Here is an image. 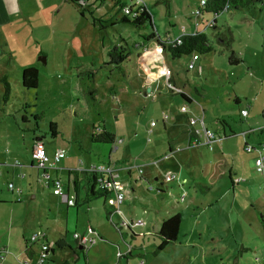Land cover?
<instances>
[{
  "label": "rangeland",
  "instance_id": "374dc122",
  "mask_svg": "<svg viewBox=\"0 0 264 264\" xmlns=\"http://www.w3.org/2000/svg\"><path fill=\"white\" fill-rule=\"evenodd\" d=\"M20 1V14L0 26V200L8 201L0 205V249L7 245L8 251L0 264H37L43 239L33 242V259L23 252L26 239L37 232L46 233L49 240L63 238L68 243L64 249L56 248L50 259L85 264L74 234L82 235L92 221L104 229L107 242L103 245L108 249L101 241L92 246L87 252L91 264H264V176L256 172L255 160L243 150L244 140L240 137L241 132H248L249 145L262 149L264 154V90H260L264 85V6L221 13L216 18L217 30H206L198 20L214 48L211 53L199 54L197 64L205 69L201 75L188 70L190 56L172 59L164 53L166 64L174 70L175 85L183 87L181 92H190L194 99L187 112L189 119L200 117L198 107H203L205 124L211 131H233L236 136L229 139L238 140V152L225 158L229 163L235 158L239 165L247 161L246 174L240 171L235 175L234 171L232 179L218 161L213 164L206 154L197 165V186L184 184L181 190L175 183L156 181L148 167L139 182L137 172H132V178L121 172L119 180L127 192L121 210L127 220H142L152 236L164 220L175 214L180 215L181 226L176 242L164 250L157 251L158 237L146 236L144 245L140 243L143 250L134 249L135 257L129 255V260L119 261L115 244L119 243L126 255L132 241L121 226L124 218L115 212L112 224L105 212L97 215L103 199L96 201L89 214V206L84 205V186L77 206L68 208L53 192L56 180H60L64 192L68 190L67 170L58 169L59 178L55 169L50 170L51 184L46 187L42 171L32 167L31 148L36 137L42 138L52 159L57 147H70L59 166L71 169L77 168L80 160L92 166L113 163L122 168L127 164L152 165L150 162L163 157L176 136L175 130L165 127L163 114L169 117L167 125L172 124L178 108L187 103L180 94L165 90L163 82L156 100L143 96L147 76L136 58L141 49L135 47L153 32L162 40H176L184 33L182 26L195 29L192 13L199 0ZM131 3L149 11L152 28L144 25L138 29L122 22L124 8ZM213 19L208 14L203 21ZM229 33L233 42L227 49L222 40ZM114 46L131 48L129 59L119 69L108 64L107 52ZM233 52L242 60L238 65L229 63ZM41 57H45V63ZM27 67L39 72L36 90L22 86L21 73ZM3 77L11 89L7 100ZM242 107L248 108L247 119L240 118ZM152 122L157 126L149 135ZM50 123L57 126L55 138ZM93 128H101L123 143L114 151L113 144L94 142ZM10 183L14 191L9 189ZM20 189L23 195L18 201ZM70 189L71 197L76 198L72 182ZM9 217L14 221L11 227ZM146 226L133 228L149 235ZM118 229L128 234L126 243ZM138 244L133 246L140 247Z\"/></svg>",
  "mask_w": 264,
  "mask_h": 264
},
{
  "label": "crops",
  "instance_id": "0c3cea01",
  "mask_svg": "<svg viewBox=\"0 0 264 264\" xmlns=\"http://www.w3.org/2000/svg\"><path fill=\"white\" fill-rule=\"evenodd\" d=\"M19 3L22 4V1H20V0H0V26L6 25V23H9L11 21V17L12 16H16V15H19L20 14V13L17 12L20 9V8H18L19 7ZM182 27H183L182 30L184 32L183 34H194L196 31H198V32H204V31H201V28L200 27H196V26H195V29H193V30L192 29H188L185 26H182ZM168 39H171V37L168 38ZM157 45L158 44L156 42H148L146 39H143V41L141 43L137 44V46H136V49H141V51H139L137 53L136 58L138 59V61H140L142 63L141 64V65H143L142 68L144 69V71L146 73V76H147L146 77V80H145L146 88L144 90V93H143L144 95L143 96H145L147 98L152 97L154 100L157 99V96L159 95V91H160V89L162 87V85H161L162 83H160V82H163V88L165 90H168V88L166 87L165 77H163L162 76V73H161V67H162L163 64H159L158 62H156V53H157L156 51L158 50L157 49L158 48ZM145 48H146V50H145ZM162 56H163L164 63L166 64V59H165L164 53H162ZM1 59H3V58H1ZM190 60H191V56L189 57V62H190ZM199 60H200V57L195 62V68L193 69V71H196L199 75H201V74L204 73V70L205 69L203 68L202 65L197 64V62H199ZM0 61H2V60H0ZM240 61L242 62L241 59H240ZM189 62H188V64H189ZM168 67L172 70V76H171V78H170L169 81L171 82V84L175 85L176 82L174 80V70L170 66H168ZM176 88H177V91H181V88H183V87H181V86H178L177 87L176 86ZM184 90L185 89H183V93H185ZM260 90L261 91L264 90V85H262L260 87ZM129 91H131V90H129ZM171 93L172 94H176V93H173V92H171ZM189 93H187V91H186L185 94L188 96V98H190V101H191L190 104L187 103L186 105H182V108H178V110H177L178 111V114L176 115V117L173 120L172 124L167 125V122L169 121V117L167 116L168 118L166 120H164L165 114H163L162 120L164 122L165 127L166 128L169 127V129L175 130L174 132L176 133V136L169 142L168 152L164 153L165 154L164 156H168V157L166 159H164L163 157L158 158V159H155L152 162H150L152 165H150V164L142 165L143 173H142L141 176H139L138 173H137V181L136 182H139L141 180V178H142V176L144 174V169L146 167H148L150 169L151 175L153 177L156 176V178H157L156 181L162 179L164 182H166L165 181V177L167 175H175V176H179L180 179L175 180L172 183H175L176 186L179 189H180V184L181 183L183 184V188H184V184L190 185V186H197V184L195 183V180H196V177H199V176L198 175H195L196 174V169H197L198 163L201 161V158H205V154L206 155H210V157L208 156V160L210 158L212 159V161L214 160V163L213 164H216V162L218 161V164H220L223 169H225V170L228 171V173L230 174V177L232 179H233L232 176H233L234 171H235V173H234L235 175H238L240 171L243 174H246L245 169H248V165H246L247 164V161H245L244 163H241V165H239V164H237V161H236L235 158H233V161H231V163H229L230 161L227 160V158H225L226 154H231L234 157L235 154L238 152V145H239L238 144V140L229 139L230 138L229 136H231V135L227 131H225V128H224L225 136H227L229 138H226V139L222 140L221 142L214 143L212 150H210L205 145H196L197 136L195 135V133L201 131L200 127L201 128H203V127L199 123H197L195 126L191 127L190 124H189V120H203L204 121V124H205L206 123L205 122V109L203 107H198V109L200 110L201 116L198 117V118H191V119H189V116L187 115L188 114L187 112L190 111V105H192L194 103V99L191 96V94H189ZM131 94L132 95H135L132 91H131ZM235 101L241 107V105H240L241 102L239 101V99H235ZM241 110H247L248 111V108L247 107H242ZM263 115H264V113H263ZM248 117H249V111H248V116L246 118H243V117H240V118L241 119H247ZM156 126L157 125L155 124V126L152 129H150L151 132L149 131V135L153 133V129ZM205 127L208 130H210L209 127L206 126V124H205ZM229 128L232 131L231 126H229ZM103 133L104 134L107 133V134H109L110 136H112L114 138V143H113V145H114V151L117 150V147H118L117 145L118 144L121 145L123 143V141H121V140H119V141H121V143H118L119 141L116 140V137H114L113 135H111V133H108L106 131H102L101 128H99V129L93 128L92 133H91V139H92V136L93 135H95V134H99L100 135V134H103ZM242 133H246V142L249 144V141H248V139H249L248 132H241V134ZM233 134H234V136H236L234 132H233ZM234 136H232V137H234ZM240 137H242V136H240ZM36 141H42L43 142V139L40 138V137H36ZM149 141H150V139H148V142ZM34 142H35V139H34ZM34 142H33V145H34ZM33 145H32V148H33ZM250 146H252V145H250ZM252 147L255 148V146H252ZM32 148H31V150H32ZM70 149L71 148L68 147L67 150L70 151ZM257 149H259V150L262 151V149H260V148H257ZM59 150L65 151L66 155L62 159V160H64L67 157V150L64 149V148L57 147L54 151H52L53 152V155L52 154L51 155L54 156L55 152H57ZM46 153H47V150H46ZM216 154H219V156L217 158H215L216 157ZM251 154H252L251 157L253 158V160H255L256 159V154L255 153H251ZM47 155H48V153H47ZM49 158H51V156H49ZM216 159H219V160H216ZM62 160H61V162H62ZM156 161H159V162L156 163V164H154L153 162H156ZM61 162H59L56 165L57 167L54 166V168H51V169H48L47 170V172L49 174V179L48 180L45 179L46 180V183H45L46 184V187H48L49 184H51L50 180L52 179V175L50 173V170H52V169H55V171H56L55 172L56 173V177L59 178L60 177V174H59V171L60 170L57 171L58 169L67 170V173H69V172L75 171V170L76 171L77 170L78 171H81V170H84L85 167L92 166L90 163H86V161L80 160L79 161V166L77 168L71 169V168L60 167L59 164ZM163 162L165 163V165H164V167H161L160 168V165ZM155 165H158V166H155ZM208 165H210L209 162H208ZM1 166L2 165L0 164V167ZM107 166H111V167H114V168L118 169L119 170V172H118V175L119 176H120V173L121 172H125V173H127V175L129 177L132 178V174H133L132 172L133 171L134 172H137L135 169H132L130 172L127 171L128 166H131V164L123 165L122 168H118L113 163H109L105 167H107ZM32 167L36 168L33 165H32ZM254 167H255V163H254ZM37 170L40 171L39 169H37ZM197 172H203V171L197 170ZM81 176L82 175H80V174H78L77 176H75V178H78L77 179V181H78V187H75V183H74V180H73L74 178H72L69 175H68V186H69L68 187V190L66 192H64V190L61 187L62 192L65 193V194H68V196H69L70 199H73V200L77 199L78 200L79 195H80V193H79L80 192V188L82 186H84V190L86 192V189H85L86 182H85L84 178L81 177ZM119 176L116 179L118 182H120ZM245 176H247V175H245ZM237 178H239V177H237ZM40 181H42V179H38V182H40ZM56 181H59L60 182V180H56ZM56 181H54L53 185L55 184ZM71 182H72L73 188L75 190V197L76 198H72L71 197V194H70ZM47 183H49V184H47ZM9 185H12L13 186L12 189H10V188L9 189L11 191H14L15 190L14 185L11 184V183ZM199 185L201 186L202 184H199ZM60 186H61V183H60ZM152 189H153V186H150V190H152ZM123 192L125 194V199H126L127 192H126V190H123ZM17 193H18V195H20V197L18 199V201H20L21 200V195H23L21 189L20 190H17ZM56 196H58V195H56ZM58 197L61 199L60 196H58ZM85 197H86V193H85L84 199H85ZM32 198H35V197H32ZM60 199H58V200L60 201ZM99 199H103V206L102 207L100 206L101 209L99 210V212H98L97 215L103 216L102 214H103V212H105L107 221L108 222H111L112 224H114L112 222L113 221V214H111L110 216H107L106 211H105V206L108 205L107 204L108 203L107 200L104 199V198H99ZM97 200L98 199L93 200V201L90 202L89 205H86L87 207L89 206L88 207V210H87L89 214H90V212L91 213L93 212L94 207L98 203V202H96ZM61 201H62V203H64L62 199H61ZM7 203H8V201H6V200H0V205L1 204H7ZM8 207L10 209V212L13 213V209L11 208V206H8ZM1 209H0V215H3L2 214L3 213L2 212L3 210H1ZM120 210H121V208H120ZM79 215H80V213H79ZM9 216H11V215H9ZM120 216L124 218L123 220H127V218L124 217L122 210H121V215ZM2 217L5 219L4 216H2ZM132 220H134V219H131V221ZM9 221L10 222L8 223L9 224L8 226L11 227V225L14 224L13 218L12 217H9ZM100 225L101 224H95L93 221H92V223L89 222V226L87 227L86 231H84L83 234L84 235H87V236H91L93 238H96L97 241L95 242V244L98 241H101L102 247H105L106 249H108L107 246H104L103 245V243L107 242V239L105 237L106 235L103 233V230L104 229H102V227H100ZM146 225L147 224L144 223V226H146ZM146 230H147V234H150V232H148L149 231L148 226H146ZM156 230H158V229H156ZM133 231L135 232L136 230H133ZM158 231H156V232H158ZM42 233L43 232H37L34 235H38L39 236L38 240L40 242H41V239H43V242H48V243L53 244V248H55V250H56V248L64 249L68 245V243L63 238L49 240L48 239L49 236L46 233H43V234ZM135 233L138 234V235H142L141 232L140 233H137V231H136ZM75 234H79V233H75ZM34 235H32V236H34ZM31 237L29 239H31ZM26 241H27V239H26ZM55 244H60L61 247H54ZM30 246L33 247V244H31V243L30 244L29 243L27 244L26 243L25 249L23 251L24 254L26 255V257H28L29 260L33 259V257H34V255L31 254V251H26V249L28 247H30ZM77 247L80 250L81 249L86 250L79 243L77 244ZM115 247H116V252H117V258L120 261L121 260L120 256H124L125 254L122 252L121 245L119 243L115 244ZM90 249H91V247L86 250V260H85V263H87V264H91L90 261H89V259H88V255H87V252H89ZM32 252L34 253V250H32ZM108 252H110V251L108 250ZM3 254H4V256H3ZM7 255H8L7 245H3L2 249H0V258L2 259V261H4L5 257H7ZM73 255H74L75 259L78 260L79 257L77 255V253H75V254L73 253ZM53 260H54L55 264H67L66 262H64V263L62 262L61 263L58 260H56V261H55V259H53ZM24 264H29V262H24ZM50 264H52V263H50ZM127 264H130V263L128 262Z\"/></svg>",
  "mask_w": 264,
  "mask_h": 264
},
{
  "label": "trees",
  "instance_id": "16d2710c",
  "mask_svg": "<svg viewBox=\"0 0 264 264\" xmlns=\"http://www.w3.org/2000/svg\"><path fill=\"white\" fill-rule=\"evenodd\" d=\"M72 1L73 2H81L80 0H72ZM131 1H133V0H131ZM201 1H204V5H201ZM198 2L199 3H198L197 10L199 11V16L195 20L194 24L196 27H199L198 20H202L201 21L203 23L202 25L206 27V30H208V29L217 30L216 18L223 12H231V11H238V10L246 9V8H252L257 4L264 6V0H199ZM128 6H129L130 11H129V13H126L124 11V16L122 18V22L131 24V25L137 27L138 29H141L142 27H144V25H149L151 28L153 27L151 14L149 13V11L144 6L135 7L132 3H131V5H128ZM208 14L212 15L214 17V19L203 21V18L205 17V15H208ZM145 39L148 42H156L158 44L157 45L158 48L161 51H163L164 53H167L172 59H181L184 56H191L194 53H197L198 55L199 54H208V53H211L214 51V48L210 43L209 36L205 32L196 31L194 34H183L179 37L180 43H178L177 40L176 41L171 40V39L170 40H167V39L162 40V39H160V37H158L156 35L155 32L149 34L148 36H145ZM222 41H224V43H222V44H224L227 49H230L232 46V42H233L232 35L229 33V37H226V40H222ZM130 52H131V48H128V47L123 48V47L114 46L113 48H111L107 52V56L109 59L108 64L114 66L116 69H119L129 59V57L131 55ZM228 60H229V63L231 65H238L241 63L240 59H238L236 57L234 52L231 53ZM2 81L5 85V90H6L5 100H7L9 97L10 91H11L10 85H9L6 77H3ZM21 82H22V86L25 89H31V90L32 89H35V90L38 89L39 85H40V75H39L38 70L35 67L25 68L21 73ZM169 83L172 87L170 88L166 85L168 90L173 92V93L180 94L181 97L183 98V100L186 103L190 104V102H191L190 98H188V96L185 93H183L181 91H177L176 86L171 84L170 81H169ZM90 95L93 96V92H90ZM23 119H25V117ZM50 131H51L52 137L55 138L58 134V131H57V126L54 123H50ZM214 134L217 136L216 142H218L219 140L222 141L226 138L234 136L233 132L230 133L231 136H229V137L225 136L224 129H223L222 134L215 133V132H214ZM195 135L197 136L196 145H202L201 141H200V137L197 135V133H195ZM92 140L94 142H100V143H108V144L114 143V138L107 133H105V134L103 133L100 135L95 134L92 136ZM247 147H251L253 150L251 152H247L246 151ZM212 149H213V145H212V148L210 150H212ZM243 150L249 154H251V153L256 154L255 164H256L257 158H259L260 156L264 157V154L261 150L250 146L246 142V140L244 141ZM164 157L165 156H163V158ZM32 165H33V163H32ZM89 167H85L84 170H81V171L75 170V171H71L68 173L69 176L74 178L73 180L75 183V187H78V181H77L78 178H75V176L80 174V175H82L81 177L84 178V180L86 182V187H85L86 197L84 199L85 205H89L91 201L99 199V198H104L106 200H107V198H109L108 197L109 195L106 196L105 192L103 190L99 189V179H100L99 175L94 174V173L93 174L90 173L87 170ZM255 169H256V166H255ZM256 172L258 174H262L264 176V171L258 172L256 169ZM178 179H180L179 176H175V178H173L171 181L164 182V183L169 184V183H171L175 180H178ZM47 184H49V183H47ZM181 187H183L182 183L180 184V188ZM159 192H162V191H159ZM182 193L185 194L184 192H182ZM185 198H186V196H185ZM75 200L78 204V200L77 199H75ZM76 206L77 205L72 206L71 208L76 207ZM105 211H106L107 216H110L111 214L116 212V209L114 207H111L110 205H106ZM129 221H131V220H129ZM180 226H181V217L179 214H175V215L169 217L168 219H166L162 222L159 231L154 234V236L158 237V239L160 240V243L157 246V251L164 250L171 243L176 242L179 231H180ZM125 228L127 229V232L130 234V239L132 241H130L128 243V245L130 247L129 252H128L129 254H126L124 256H120V258L121 259L126 258L127 260H129V255H130V257H135L132 253V251L134 249H140V250L144 249V246H141L140 243H143V240L145 239L146 236H150V237H154V236H152L150 234L149 235H138L133 231L135 228L132 229L130 226L125 227ZM121 229H118L120 232L121 240L126 243V241L129 239V237L127 236L128 237V239H127L125 236L128 234L122 233ZM95 240L97 241V239H95ZM75 241H77V240L75 239ZM138 241H139L138 246H140V247L133 246V243H137ZM26 243L30 244L33 242H31V239H29L26 241ZM43 243L44 242L41 243L40 247L42 246ZM45 243H48V242H45ZM143 245H144V243H143ZM54 247H61V245L55 244ZM85 249L87 250L88 248H85ZM32 250L33 249L31 246L26 249V251H31V254L34 255ZM86 250H84V249L80 250L85 260H86ZM54 252H55V248H52L50 251V255H52ZM75 253H77V252H75ZM50 255H49V257H50ZM49 257L46 260L45 264H50V263L55 264L54 260L50 259ZM85 264H87V263H85Z\"/></svg>",
  "mask_w": 264,
  "mask_h": 264
},
{
  "label": "built area",
  "instance_id": "2783aa9c",
  "mask_svg": "<svg viewBox=\"0 0 264 264\" xmlns=\"http://www.w3.org/2000/svg\"><path fill=\"white\" fill-rule=\"evenodd\" d=\"M201 5H204V1H201ZM140 6H142V5H140ZM124 11L126 13H129V11H130L129 6L127 8H124ZM192 15L195 16L197 19L199 16V11L196 9L195 11H193ZM167 40H170V39H167ZM176 40L178 41V43H180L179 38ZM157 49L158 50L156 51L157 52L156 53V62H158L159 64H163L161 67V73H162V76L165 77L166 85L171 88L172 86L170 85L169 80L172 76V70L164 63L163 56H162L163 51H161L159 48H157ZM198 59H199V55L197 53H194L191 55V60H190L189 64L187 65L188 70H193L195 68V62ZM240 115H241V117L246 118L248 116V111L247 110H241ZM167 118L168 117L165 115L164 120H166ZM197 123L201 124L203 127L201 131L197 132V135L200 137L201 144L205 145L211 149L212 145L216 142L217 136L214 134V132L208 130L205 127L203 120H189V124L191 127L195 126ZM155 124H156L155 122H152L151 126L154 127ZM241 136H242L243 140L245 141L246 140V133H242ZM220 141L221 140H219L218 142H220ZM118 143H121V141H119ZM252 150L253 149L251 147L246 148L247 152H251ZM65 155H66L65 151L59 150V151L55 152L52 159L49 158V156L46 153L45 144L42 141H35L33 148L31 150V158H32L33 166H35L37 169L42 171V178H44L46 180L49 179V174H48L47 170L54 168V166H56L59 162H61V160L65 157ZM167 157L168 156H165L164 159H166ZM158 162L159 161H156L153 163L156 164ZM255 166H256V169L258 172L264 171V157L263 156H260L259 158H257ZM132 169H135L139 176H141L143 173L142 166H130V167L128 166L127 171L130 172ZM87 170L92 174L94 173V174L99 175V178H100L99 179V189L103 190L105 192L106 196L109 195L108 196L109 198H107V202H108L107 204L110 205L111 207H114L116 209V212L121 215L120 208L125 201V194L122 190L121 183L116 180L117 177L119 176L118 175L119 170L114 168V167H111V166H107V167H105V166H100V167L99 166H90ZM173 178H175V175H167L165 177V181L169 182ZM54 187H56L54 189V194L60 196L61 199L63 200L64 204H66L67 207H72V206L77 205L76 200L70 199L68 194H65L62 192L59 181L55 182ZM9 188L12 189L13 186L9 185ZM142 225L144 226V222L142 220H132V221L123 220L121 222L122 227H129L130 226L132 229L134 226L139 227ZM38 238H39L38 235L32 236L31 242L36 243L38 241ZM74 238L84 248H90L96 242V240H95L96 238H93V237L87 236V235L74 234ZM31 244H33V243H31ZM52 248H53V244H51V243H45L44 242L42 244L41 250L39 253V261L37 264H45L46 260L48 259L49 255H50V251Z\"/></svg>",
  "mask_w": 264,
  "mask_h": 264
},
{
  "label": "water",
  "instance_id": "95a60500",
  "mask_svg": "<svg viewBox=\"0 0 264 264\" xmlns=\"http://www.w3.org/2000/svg\"><path fill=\"white\" fill-rule=\"evenodd\" d=\"M40 60H41L43 63H45V62H46V59H45V57H41V58H40Z\"/></svg>",
  "mask_w": 264,
  "mask_h": 264
},
{
  "label": "clouds",
  "instance_id": "9594fccd",
  "mask_svg": "<svg viewBox=\"0 0 264 264\" xmlns=\"http://www.w3.org/2000/svg\"><path fill=\"white\" fill-rule=\"evenodd\" d=\"M164 53V52H163Z\"/></svg>",
  "mask_w": 264,
  "mask_h": 264
}]
</instances>
